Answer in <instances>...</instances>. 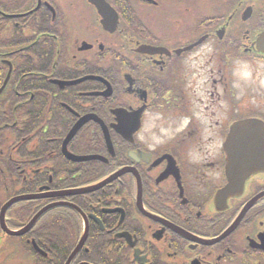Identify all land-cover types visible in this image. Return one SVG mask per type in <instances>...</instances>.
Listing matches in <instances>:
<instances>
[{"label":"flooded vegetation","instance_id":"flooded-vegetation-1","mask_svg":"<svg viewBox=\"0 0 264 264\" xmlns=\"http://www.w3.org/2000/svg\"><path fill=\"white\" fill-rule=\"evenodd\" d=\"M12 199L0 264H264V0H0Z\"/></svg>","mask_w":264,"mask_h":264},{"label":"water","instance_id":"water-1","mask_svg":"<svg viewBox=\"0 0 264 264\" xmlns=\"http://www.w3.org/2000/svg\"><path fill=\"white\" fill-rule=\"evenodd\" d=\"M250 123V120H243L239 122H235L231 126L230 134L228 136L227 145H226V159L228 161V165L230 167H235L236 161L240 159H244L243 157L246 156L248 153H251V149H245L243 147H235L237 144V129L243 127V128H252L251 125H248ZM251 137V135H244ZM245 144V143H244ZM15 200H9L1 209V213L10 206ZM0 213V214H1Z\"/></svg>","mask_w":264,"mask_h":264},{"label":"rangeland","instance_id":"rangeland-1","mask_svg":"<svg viewBox=\"0 0 264 264\" xmlns=\"http://www.w3.org/2000/svg\"><path fill=\"white\" fill-rule=\"evenodd\" d=\"M0 260H2V258H0Z\"/></svg>","mask_w":264,"mask_h":264}]
</instances>
